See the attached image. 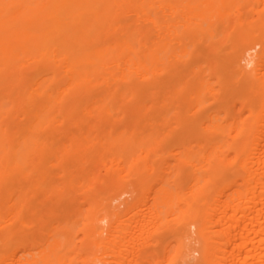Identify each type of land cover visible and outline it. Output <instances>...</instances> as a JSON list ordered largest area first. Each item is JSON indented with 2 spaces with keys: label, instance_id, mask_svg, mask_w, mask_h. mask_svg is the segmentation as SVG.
<instances>
[{
  "label": "bare ground",
  "instance_id": "obj_1",
  "mask_svg": "<svg viewBox=\"0 0 264 264\" xmlns=\"http://www.w3.org/2000/svg\"><path fill=\"white\" fill-rule=\"evenodd\" d=\"M0 264H264V0H0Z\"/></svg>",
  "mask_w": 264,
  "mask_h": 264
}]
</instances>
